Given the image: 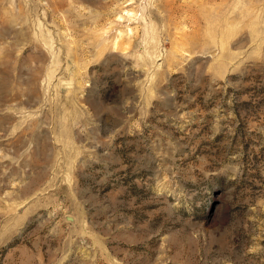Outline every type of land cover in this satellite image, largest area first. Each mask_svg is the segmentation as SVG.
I'll use <instances>...</instances> for the list:
<instances>
[{
	"label": "rangeland",
	"instance_id": "1",
	"mask_svg": "<svg viewBox=\"0 0 264 264\" xmlns=\"http://www.w3.org/2000/svg\"><path fill=\"white\" fill-rule=\"evenodd\" d=\"M0 264H264V0H0Z\"/></svg>",
	"mask_w": 264,
	"mask_h": 264
}]
</instances>
